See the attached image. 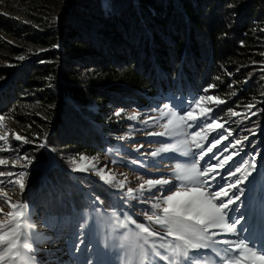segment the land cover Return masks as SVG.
Listing matches in <instances>:
<instances>
[{
	"label": "trees",
	"instance_id": "16d2710c",
	"mask_svg": "<svg viewBox=\"0 0 264 264\" xmlns=\"http://www.w3.org/2000/svg\"><path fill=\"white\" fill-rule=\"evenodd\" d=\"M36 17L42 33L0 20L11 36H41L49 46L20 59L21 46L0 40V117L36 142L25 147L37 149L39 163L25 200L40 221L56 229L83 220L97 249L105 229L108 256L125 257L114 219L119 195L76 172L77 160L119 148L126 125L111 120L113 110L169 103L184 112L200 97L212 98L207 120L223 125L216 132L240 142L230 170L241 168L236 176L264 206V170L253 152L264 148V0H71L52 24Z\"/></svg>",
	"mask_w": 264,
	"mask_h": 264
},
{
	"label": "rangeland",
	"instance_id": "374dc122",
	"mask_svg": "<svg viewBox=\"0 0 264 264\" xmlns=\"http://www.w3.org/2000/svg\"><path fill=\"white\" fill-rule=\"evenodd\" d=\"M70 1L0 0V20L16 19L20 24H24V28L27 27L30 33L34 29L36 30L35 33H42L44 27L40 24V21L37 25L33 16H37V20L41 18L44 24H52L55 19L60 18L61 13ZM34 6H37V8L33 9ZM40 37H37L36 41L30 40L29 43L24 37L11 36L9 31L4 30L0 25V40L12 41L24 49V54L17 56L20 59L25 56L29 57L43 53L49 48L48 45L38 41ZM56 48L57 46L54 47V49ZM209 101L211 100L204 98L198 106L195 103L187 111H192L198 121L201 109H204L206 114H209L207 110H212ZM158 104L157 107L144 111L138 109H127L124 112H120V109L113 110L111 114L116 118L111 120L115 122L119 118L118 120H123L126 125L122 131L123 134L120 135L119 145H117L119 148L99 152L95 156H83L77 160L76 168L84 167L87 168V171L76 172H84L86 175L96 178L101 184L113 186L115 192L119 195L123 207L119 213L114 215V219L121 222L124 249H121L120 253L124 254L125 257L114 258L108 256L106 245H104L105 229L102 232L104 234V236L102 235L103 242L101 241L102 249H97L94 248V245L87 243V231L90 230V225L84 226L83 220L80 221L82 226L79 224L77 226L74 223L70 226L58 225L56 229H52L39 220L40 213L35 214V212L29 211L25 195L29 192V184L34 179V168L38 167L39 163L37 162V153H34V150L37 152V149L33 148L30 153H26L25 147L36 142L13 127L12 122L6 117L0 119V136H6V139L0 140V159L7 162L0 165V181H3V183H0V235L15 229L20 237V243L32 244L33 251L28 254L35 258L36 264H169L168 261H161L159 257L154 255L152 246L155 245L161 255H168L171 259L173 252L170 245L173 243V238L165 237L164 232L166 230L156 225L154 221L146 220L145 217L154 213L157 216H162V209L166 206V202H161L160 209L152 208V204L160 202V197L171 193L167 191L155 192V189H153V192H155L154 197L153 193L146 190L148 188L146 181L166 179L176 183L175 177L171 174L176 171L177 165H180L183 170L184 166L196 163L200 171L203 172L210 164L218 162L206 150L211 147L216 139H220V144L213 148L212 153H215L219 161H223L225 156H231L232 159L224 164L222 168L215 170L217 173H223L225 179L217 178L214 182L209 183L207 188L211 191H218L219 187L223 185L231 193L233 190L228 186L234 179L228 177L225 169L229 168V165L235 161L239 154L237 153V142L227 141L226 137L222 138L220 132H216L218 128L208 127V124L214 122L204 120L203 127H198L187 118V111H179L169 103ZM38 115L42 118L45 117L41 109L38 110ZM133 116H135V119H132ZM181 117L184 119H181ZM165 125H168L167 129L164 127ZM169 130L175 131L176 134L173 136L155 135V133H164ZM196 132H200V136L195 137V141H193V134ZM17 134L25 139L16 140L15 135ZM41 135V132H39L35 134V137L42 138ZM196 143L202 146L203 151L195 146ZM161 147H168L172 150L153 156L152 153ZM219 149H223V151H218ZM253 152L255 163L264 170V148ZM198 153L203 156L202 159L197 157L196 154ZM25 156L29 157V160H25ZM21 172L28 173V175L20 177ZM9 173L13 175L9 176ZM161 173L165 175L161 176ZM240 176H243V174L241 173ZM9 180L17 182L8 183ZM20 180H23V189L19 186L18 181ZM109 180L111 184L107 182ZM259 180L260 178L257 177L254 182ZM121 183L123 184L122 188L115 187V185ZM245 184L246 180L241 179L240 192L237 193L240 196L239 210L230 213L229 217L226 218V223L231 224V217L243 214L247 218L243 227L249 228V231H242L241 225L236 226L237 233H228L223 228L211 229L210 232L215 231L217 235L208 241L210 248L203 249L198 254L203 259L199 260L197 264H222L221 258H224L223 264H227V257L222 250L226 249L228 245L220 243V241L225 240L236 243L244 241L247 247L253 249L256 256L264 255V252L260 251V247H264V231L260 228L261 220L264 219V206L257 205L261 202L260 194L248 192ZM141 185H144L145 191H141ZM167 187L168 185L163 186L164 189ZM196 187L202 186L185 182V186L181 190L191 192ZM128 189H133V191L129 192ZM176 190L173 189V191ZM219 199H217V202H219ZM25 203L28 208L21 209L20 205ZM12 205H16V207L13 208ZM16 212H20L21 216H14L13 213ZM99 213L102 219L106 211L101 209ZM129 217L130 219H128ZM132 220H135L136 224H133ZM16 224H19L20 227L16 228ZM138 224H144L146 227L151 224L150 230H158L161 235L159 237H149L145 241L143 235L140 237L135 235V233L141 231L137 227ZM58 230L64 233L60 235ZM25 233L27 234L26 241L22 238ZM77 236H80L84 241L79 252L75 251L73 244ZM161 244L166 245V247L161 248ZM112 246L114 249V244ZM115 246L119 245L116 244ZM6 247V242H0V253L4 255V259L0 260V264H20V261L14 258V252H7ZM244 255L247 258L239 260V264H262V262L253 260L252 253L245 251ZM179 259L173 261V264H179ZM232 264H237V261L233 260Z\"/></svg>",
	"mask_w": 264,
	"mask_h": 264
},
{
	"label": "snow or ice",
	"instance_id": "6c2138e0",
	"mask_svg": "<svg viewBox=\"0 0 264 264\" xmlns=\"http://www.w3.org/2000/svg\"><path fill=\"white\" fill-rule=\"evenodd\" d=\"M58 47V46H57ZM204 97H200L195 103L197 106L199 102L203 100ZM212 99V98H210ZM218 103H223V101H218ZM211 110H207V113H210ZM117 115L119 113H116ZM186 116L189 120L193 121L196 126L203 127V124L200 121H197V117L193 115L192 111H187ZM201 120H207L210 118L204 109L200 111ZM2 119V117H0ZM135 119V116L132 117ZM181 119H184L181 117ZM222 128L223 125L214 122L213 124H208L209 128ZM166 129L168 125L164 126ZM175 131L169 130L164 133H155V135H167L173 136L175 135ZM200 136V132H196L193 134V141H195V137ZM223 138V137H222ZM6 139V136H0V140ZM15 139L20 141L24 140V137L20 135H15ZM220 139H216L215 142L209 147L206 151L212 153L213 148L216 145L220 144ZM237 143H240L237 141ZM46 146V144H45ZM197 148H201L202 146L199 143L195 145ZM172 149L168 147H161L152 153L153 156L158 154L166 153ZM203 151V149H202ZM218 151H223V149H219ZM198 158L202 159L203 156L199 153L196 154ZM213 159H216L218 162L216 164H210L207 168L204 169L203 172L200 171L199 167L196 163H192L190 166H184L183 170L180 165L176 166V171L171 175L175 177L176 183H173L172 180L166 179H155L146 181L148 188L146 189L148 192L153 193L155 197V192L167 191L171 194L160 197V202L152 204V208L160 209L161 202H166V206L163 207L162 216H157L155 213L153 215H147L146 220L159 225L161 228L165 229L164 232L165 237H172L173 243H171L170 247L173 252V257L170 259L168 255H161L160 251L156 249V246L153 245L152 248L154 250V255L159 257L161 261H168L169 264H173L177 258L179 259V264H197V262L203 257L198 254L203 249L210 248V244L208 241L217 235L215 231L210 232L211 229L223 228L228 233H237V225H241L242 231H249V228H244L243 225L246 221V217L243 214L239 216L231 217V224L226 223V218L229 217L230 213L238 212L240 196L237 195L240 192L239 185L241 183L242 177L236 176V173L240 172V167H237L235 171H231V165H229L228 169H225L229 178L235 177L233 182L228 186L233 191L230 193L228 189H226L223 185L219 187L218 191H211L207 188V185L211 182H214L217 178L225 179V175L223 173H217L215 170L218 168H222L224 164H227L228 161L232 159L231 156H225L223 161H219V158L213 153ZM25 160H29V157L25 156ZM7 162L3 159H0V165L6 164ZM247 163L246 161H241V164ZM74 170L76 171H87V168L77 167ZM12 176V173L8 174ZM20 177H24L28 175V173L21 172ZM161 176L165 175L164 173L160 174ZM103 179V177H101ZM17 181L9 180L8 183H16ZM21 189L24 188L23 180L18 181ZM111 184V181H107ZM185 182L190 184H199L202 187L193 188L191 192L182 191L181 189L185 186ZM227 182V181H226ZM3 183V181H0ZM164 185H168L166 189L163 188ZM116 188H122L123 184L115 185ZM141 191H145L144 185L140 186ZM155 189V192H153ZM173 189H177L173 191ZM129 192H132L133 189H128ZM219 202H217V199ZM226 198V199H225ZM13 208L16 205H12ZM21 209L28 208V205L21 204ZM14 216H21L20 212L13 213ZM130 219V217L128 218ZM133 224H136L135 220L131 221ZM20 225L16 224V228H19ZM137 227L141 230L140 232L135 233L137 237L143 235L145 241L149 239V237H159L161 233L158 230H150L152 225L150 224L146 227L144 224H138ZM260 228L264 231V219L261 220ZM25 241L27 240V234L25 233L22 237ZM0 242H6V251L9 253L14 252V258L20 261V264H36L35 258L28 253L33 251V246L31 243H20V237L18 233L13 229L12 231L0 235ZM225 245H228L226 249L222 251L225 252V256L227 257V264H232L233 260L237 261L239 264V260L246 259L244 253L245 251L252 253L253 260L262 262L264 264V255L256 256L253 252V249L247 247L244 244V241H240L236 243L234 241H220ZM75 251L79 252L81 250V245L84 244L83 239L80 236H77L73 241ZM161 248L166 247V245L161 244ZM255 247V245H253ZM260 251L264 252V247H260ZM4 259L3 253H0V260ZM222 264L224 258H221Z\"/></svg>",
	"mask_w": 264,
	"mask_h": 264
},
{
	"label": "water",
	"instance_id": "95a60500",
	"mask_svg": "<svg viewBox=\"0 0 264 264\" xmlns=\"http://www.w3.org/2000/svg\"><path fill=\"white\" fill-rule=\"evenodd\" d=\"M53 158V157H52Z\"/></svg>",
	"mask_w": 264,
	"mask_h": 264
}]
</instances>
